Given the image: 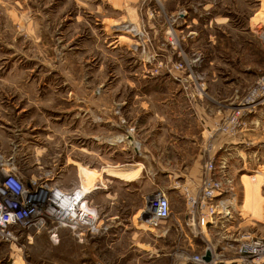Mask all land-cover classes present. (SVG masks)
<instances>
[{
    "label": "rangeland",
    "instance_id": "1",
    "mask_svg": "<svg viewBox=\"0 0 264 264\" xmlns=\"http://www.w3.org/2000/svg\"><path fill=\"white\" fill-rule=\"evenodd\" d=\"M0 72H12L0 82V133L29 124L27 141H0V167L99 186L91 202L104 222L118 213L129 224L97 245L26 231L18 245L0 243V264H196L206 248L215 264H247L237 247L264 236V102H244L264 77V0H0ZM108 167H139L141 178ZM207 177L223 183L230 214L180 229L184 188L196 194ZM157 189L172 220L150 232L138 213L130 225ZM137 229L147 232L140 250ZM184 231L193 248L179 242Z\"/></svg>",
    "mask_w": 264,
    "mask_h": 264
},
{
    "label": "built area",
    "instance_id": "2",
    "mask_svg": "<svg viewBox=\"0 0 264 264\" xmlns=\"http://www.w3.org/2000/svg\"><path fill=\"white\" fill-rule=\"evenodd\" d=\"M245 103L259 105L264 102V77L250 91ZM210 169H214L211 165ZM55 172L46 170L41 175L26 178L18 169L5 163L0 167V243L18 245L24 232L48 233L57 236L67 231L84 243L107 234L111 227L104 222L99 208L91 202L92 192L82 185L72 188L59 186ZM179 187V186H177ZM224 185L219 179L207 177L196 194L184 188L186 199V226L195 233L223 220L230 214L221 199ZM139 222L148 229H157L172 220L171 201L164 190L152 192L146 207L139 212ZM182 229L181 224H179ZM29 236V235H28ZM209 250L210 248H206ZM247 264H264V236L246 239L237 247ZM195 254L196 264H208L203 255ZM211 263H216L212 259Z\"/></svg>",
    "mask_w": 264,
    "mask_h": 264
},
{
    "label": "crops",
    "instance_id": "3",
    "mask_svg": "<svg viewBox=\"0 0 264 264\" xmlns=\"http://www.w3.org/2000/svg\"><path fill=\"white\" fill-rule=\"evenodd\" d=\"M12 72H0V82H5L4 84H6L8 81L6 80V79H4V78H6V77H8V76H5L4 74H11ZM0 90H4V91H7V88L6 87H3V86H1V88H0ZM21 90V89H20ZM0 104H5L4 103V100H1L0 99ZM7 102H9V101H7ZM2 106V105H1ZM17 108V107H16ZM28 108H21L20 110H18V111H22V110H27ZM203 109V108H202ZM202 111V110H201ZM203 112H204V109H203ZM205 113H207V112H205ZM254 122V121H253ZM6 123L7 124H9V122H7L6 121ZM26 125H27V123H26ZM0 126L1 127H3L4 126V124L3 123H1L0 124ZM28 126H29V124L27 125V130L25 131V132H23L21 129H18V130H16V133L15 134H13L12 136L11 135H7V134H4L3 132H2V130H1V132L2 133H0V141H7L8 139H12V140H16V141H22V140H26L27 141V138H25V137H28L29 136V129H28ZM250 130V129H249ZM248 130V131H249ZM247 135H252V133H246ZM25 136V137H24ZM244 136H245V134H244ZM239 138L240 139H237L236 141H232L233 143H240V142H242V141H244V138L243 139H241L242 138V136H239ZM29 139V138H28ZM139 165V164H138ZM9 168H16V169H18L17 168V166L15 165V164H10L9 163V166H8ZM124 171L126 170V171H131V170H141V168H139V167H134V168H125V169H123ZM21 173V172H20ZM22 174V173H21ZM22 175H24V174H22ZM25 176V175H24ZM27 178V177H26ZM91 181V180H90ZM134 181H136V180H134ZM132 182V181H131ZM65 188V187H64ZM99 188H101V187H99V186H97V188H96V190L97 189H99ZM94 191V192H92V195H91V197L95 194V193H97V191ZM171 206H172V204H171ZM141 211V209H139L138 211H136L135 213H134V216H133V218H132V220H131V218H130V220H131V222L132 223H130V225H133L134 226V224H135V221H134V218H135V216L139 213ZM111 215H107V218H106V221L108 222V224L110 225V227H111V229H110V231L106 234V235H103L102 237H96V238H94V239H90L92 242H93V244H95V245H97L98 244V242L99 241H101V239L103 238V240H105V241H107L108 239H110V241L111 242H115V241H117V240H119V238H121L123 235H125V234H127L128 233V225H127V220H124L123 218H121V216H120V214H118V213H110ZM186 220V209H185V207H184V210H182L179 214H177L176 216H175V218L173 219V222H175V224L176 225H178V227H179V224L182 222V221H185ZM143 226V225H142ZM143 228V227H142ZM145 229V228H144ZM146 229H148V228H146ZM150 232H154L155 230H157V229H148ZM178 230V229H177ZM179 231V230H178ZM131 233L129 234V235H131L132 237V239L133 240H135L134 242H133V244H136L137 246H138V249L139 248H142V246H139L138 244H139V240H140V236H144L145 235V233H147L146 231H140V230H134V231H130ZM183 232V231H182ZM157 234V236L158 237H160L161 235L159 234V233H156ZM179 237H180V243L182 244V245H184V247L185 248H187V249H190V247L191 248H193V246H194V242H193V237L187 232V231H184V233H180L179 234ZM136 242V243H135ZM175 243H176V241H175ZM186 249V250H187ZM140 250V249H139ZM153 255L152 254H150L149 255V258H151ZM153 258V261H157V256L156 257H152ZM139 264V263H138ZM184 264H186V263H184Z\"/></svg>",
    "mask_w": 264,
    "mask_h": 264
},
{
    "label": "bare ground",
    "instance_id": "4",
    "mask_svg": "<svg viewBox=\"0 0 264 264\" xmlns=\"http://www.w3.org/2000/svg\"><path fill=\"white\" fill-rule=\"evenodd\" d=\"M82 169H83V173L82 174H84V176H82L83 180L85 178L84 181L90 183V180H91L90 177L93 174L92 170L90 168H87V167H83ZM105 171H106V174L111 176V177L119 178L121 180L128 181V182H131V181H134V180H138V179L141 178V171L140 170H131V171H126L125 170L124 171V170H121V169H114V168H109L108 167V168L105 169ZM82 185H83V188L85 190H87L88 192H94L96 190V188H97V186H95L94 184L90 185L89 187H86L83 183H82ZM14 264H22V262H20L19 260H16L14 262Z\"/></svg>",
    "mask_w": 264,
    "mask_h": 264
},
{
    "label": "water",
    "instance_id": "5",
    "mask_svg": "<svg viewBox=\"0 0 264 264\" xmlns=\"http://www.w3.org/2000/svg\"><path fill=\"white\" fill-rule=\"evenodd\" d=\"M212 257H213L212 252H211L210 250H207V251L205 252V254L203 255V260H204L205 262H211Z\"/></svg>",
    "mask_w": 264,
    "mask_h": 264
}]
</instances>
